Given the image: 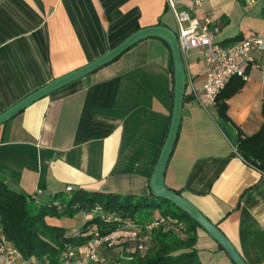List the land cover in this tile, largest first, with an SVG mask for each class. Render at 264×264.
<instances>
[{"label": "crops", "instance_id": "1", "mask_svg": "<svg viewBox=\"0 0 264 264\" xmlns=\"http://www.w3.org/2000/svg\"><path fill=\"white\" fill-rule=\"evenodd\" d=\"M166 6L165 0H0V112L141 27L171 28ZM207 8L197 15L211 17ZM212 17L219 30L227 21ZM190 50L194 57L183 58L185 95L165 183L214 222L248 264H264V172L235 150L237 137L254 133L264 121V54L252 53L261 66L248 68L244 86L227 99L229 120L223 121L215 103L203 107L196 100L207 65L198 49ZM173 84L167 43L158 37L136 42L0 124V171L14 188L39 189L44 201L67 186L150 196ZM65 218L53 222L64 225ZM79 226L71 225V232ZM197 245L218 255V261L202 263L234 264L201 227Z\"/></svg>", "mask_w": 264, "mask_h": 264}, {"label": "trees", "instance_id": "2", "mask_svg": "<svg viewBox=\"0 0 264 264\" xmlns=\"http://www.w3.org/2000/svg\"><path fill=\"white\" fill-rule=\"evenodd\" d=\"M244 84L245 78L232 76L216 96L215 106L223 121L229 120L227 99ZM235 150L245 161L264 172V121L254 133L239 135ZM8 180V175L0 171V228L18 264H61V251L68 245L80 250L79 246L96 229L106 233L125 227L126 220L143 225L160 218L163 220L148 232L143 249L124 251L122 255L116 249H104L100 259L106 264H204L196 254L197 227L200 226L180 209L178 213L148 201L156 198L158 202L171 205L166 199L72 188L56 192L53 198L44 201L14 188ZM144 205L151 209L143 213ZM81 211L90 218L76 231L71 232L70 227L53 222ZM127 254H131V259L127 260Z\"/></svg>", "mask_w": 264, "mask_h": 264}, {"label": "built area", "instance_id": "3", "mask_svg": "<svg viewBox=\"0 0 264 264\" xmlns=\"http://www.w3.org/2000/svg\"><path fill=\"white\" fill-rule=\"evenodd\" d=\"M165 2L176 21V36L181 52L198 49L207 65L202 93L196 96L201 106L214 104L216 96L232 76L246 78L250 66H261L252 53L264 54V30L251 32L229 42L217 41L213 36L219 30L215 19L209 15L203 18L197 15L202 0H165ZM71 189V186L65 188L66 191ZM40 193L38 189L31 196L37 198ZM162 220L163 218L149 220L143 225L126 220L125 227L112 229L106 233H100L96 229L88 240L79 246L80 250H76L71 245L63 249L60 253L61 264H78L80 258L86 259L90 264H106L100 259L104 249H116L120 254L124 251L130 253L135 249H143L148 232ZM126 256L127 260L131 259V254ZM0 264H18L6 244L1 228Z\"/></svg>", "mask_w": 264, "mask_h": 264}, {"label": "water", "instance_id": "4", "mask_svg": "<svg viewBox=\"0 0 264 264\" xmlns=\"http://www.w3.org/2000/svg\"><path fill=\"white\" fill-rule=\"evenodd\" d=\"M158 37L164 40L171 53L173 63V106L168 129L160 147L158 156L149 177L150 194L171 202L181 211L193 219L216 243L225 251L234 264H248L233 242L212 222L195 204L175 189L165 183V170L172 153L181 122L183 99L186 88V69L176 32L163 24H153L141 27L124 37L110 49L91 61L59 75L40 87L32 90L24 97L0 112V124L18 114L34 101L50 94L52 91L95 71L99 67L111 62L136 42L148 38Z\"/></svg>", "mask_w": 264, "mask_h": 264}, {"label": "rangeland", "instance_id": "5", "mask_svg": "<svg viewBox=\"0 0 264 264\" xmlns=\"http://www.w3.org/2000/svg\"><path fill=\"white\" fill-rule=\"evenodd\" d=\"M208 7V8H207ZM264 7V0H202L201 6L197 9L200 11L203 8H207L210 11L212 16H217L219 18L226 17L227 21L220 27L218 32L213 34L215 39H221L223 36L229 34H243L248 35L252 31L264 30V16L262 8ZM211 16V17H212ZM165 18L169 20L171 29L177 31V26L172 17V13L168 10L165 13ZM214 19V17H212ZM183 58L188 59L193 58L191 50L182 53ZM58 192V191H57ZM67 194V193H66ZM41 197V194L38 196ZM44 198L47 199L48 195H44ZM152 204L160 203L163 207H168L171 210H175L178 213L180 212L173 204L166 205L164 202L157 201L155 198L148 200ZM151 209L149 206H142L143 213ZM90 215L87 218L84 217V213L78 212L73 217H67L64 221V226L70 227L74 224L81 225L85 220L89 219ZM196 254L199 259L210 258L213 261H218V255L212 251L201 249L199 245L196 247ZM78 264H90L86 259L80 258Z\"/></svg>", "mask_w": 264, "mask_h": 264}]
</instances>
